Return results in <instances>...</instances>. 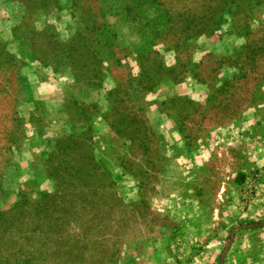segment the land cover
<instances>
[{
	"label": "rangeland",
	"instance_id": "374dc122",
	"mask_svg": "<svg viewBox=\"0 0 264 264\" xmlns=\"http://www.w3.org/2000/svg\"><path fill=\"white\" fill-rule=\"evenodd\" d=\"M27 12L0 0V219L61 188L74 136L44 264H264V0Z\"/></svg>",
	"mask_w": 264,
	"mask_h": 264
},
{
	"label": "trees",
	"instance_id": "16d2710c",
	"mask_svg": "<svg viewBox=\"0 0 264 264\" xmlns=\"http://www.w3.org/2000/svg\"><path fill=\"white\" fill-rule=\"evenodd\" d=\"M25 4L27 13L37 14L43 10L47 5L48 0H21ZM46 31V30H45ZM44 30L41 31L40 35H46ZM47 32V31H46ZM75 48V46H74ZM37 58V57H36ZM97 57H95V62L98 63ZM76 137L62 139L57 141V149H60L61 155H69L61 160L65 163L60 167L59 174V186L61 182V188L53 192H44L41 194V200L35 202L31 208L20 211L19 204L15 206L14 209L9 213V215L1 217L0 227L3 231L2 237H6V244L8 245L9 252H7L6 257L1 258L3 264H19L20 262L24 264H44L43 260L46 258L44 254H47L52 248L56 249L55 243H45L41 242L37 246L39 241L35 237L42 233H47L55 225V221L61 214H67L68 212H73L77 208L78 194L75 193L76 186L79 185V180L75 181L71 179L75 173L78 172L79 164L74 160L73 162L68 161L70 159V154L75 151V146L73 145ZM59 145V146H58ZM84 182L88 181L87 178H78ZM72 180V181H71ZM71 181V183H69ZM79 182V183H78ZM83 182V183H84ZM84 205L87 207H92L95 205L96 200L90 196H84ZM83 199V198H82ZM95 208V207H94ZM22 209V208H21ZM93 209V207H92ZM31 211V212H30ZM58 211H60L58 213ZM27 212V213H26ZM63 212V213H62ZM65 212V213H64ZM61 213V214H60ZM30 218V220H28ZM15 228V229H14ZM17 228V230H16ZM17 236H13L15 233ZM9 233V235H8ZM12 234V236H11ZM48 235V234H47ZM15 237V238H12ZM34 238V239H33ZM43 247H46L45 249ZM39 255L35 250H40Z\"/></svg>",
	"mask_w": 264,
	"mask_h": 264
}]
</instances>
